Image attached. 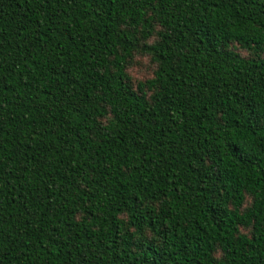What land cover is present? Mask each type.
<instances>
[{
  "label": "trees",
  "instance_id": "trees-1",
  "mask_svg": "<svg viewBox=\"0 0 264 264\" xmlns=\"http://www.w3.org/2000/svg\"><path fill=\"white\" fill-rule=\"evenodd\" d=\"M0 264H264V0H0Z\"/></svg>",
  "mask_w": 264,
  "mask_h": 264
},
{
  "label": "rangeland",
  "instance_id": "rangeland-1",
  "mask_svg": "<svg viewBox=\"0 0 264 264\" xmlns=\"http://www.w3.org/2000/svg\"><path fill=\"white\" fill-rule=\"evenodd\" d=\"M146 63L147 62L143 60V63L140 66L132 70V74L137 80L149 76L150 72L148 70Z\"/></svg>",
  "mask_w": 264,
  "mask_h": 264
}]
</instances>
